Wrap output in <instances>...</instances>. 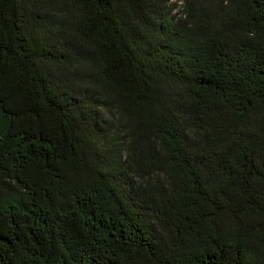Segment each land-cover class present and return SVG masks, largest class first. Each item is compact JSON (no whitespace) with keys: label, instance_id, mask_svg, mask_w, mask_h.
Segmentation results:
<instances>
[{"label":"trees","instance_id":"16d2710c","mask_svg":"<svg viewBox=\"0 0 264 264\" xmlns=\"http://www.w3.org/2000/svg\"><path fill=\"white\" fill-rule=\"evenodd\" d=\"M174 1L0 0V264H264V0Z\"/></svg>","mask_w":264,"mask_h":264},{"label":"rangeland","instance_id":"374dc122","mask_svg":"<svg viewBox=\"0 0 264 264\" xmlns=\"http://www.w3.org/2000/svg\"><path fill=\"white\" fill-rule=\"evenodd\" d=\"M174 4L177 6L176 11L175 12H180L182 10V6H181V2H179V0H175ZM113 120V119H112ZM113 122V121H112ZM112 128H114V126H112Z\"/></svg>","mask_w":264,"mask_h":264}]
</instances>
